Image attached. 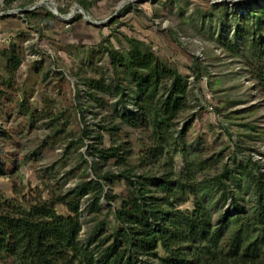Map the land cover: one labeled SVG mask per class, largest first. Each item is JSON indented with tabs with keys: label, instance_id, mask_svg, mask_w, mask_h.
Masks as SVG:
<instances>
[{
	"label": "rangeland",
	"instance_id": "374dc122",
	"mask_svg": "<svg viewBox=\"0 0 264 264\" xmlns=\"http://www.w3.org/2000/svg\"><path fill=\"white\" fill-rule=\"evenodd\" d=\"M43 1L0 0L4 201L24 209L86 180L101 181V214L88 210L93 192L81 201L80 240L85 242L98 220L106 219V234L116 232L114 212L132 186L126 178L110 184L100 176L129 168L136 175H161L171 169L174 154L176 173L188 163L196 168L205 163L197 180L204 183L200 196L215 225L234 206L235 198L250 212L255 203L251 178L236 176L240 165H248L252 175L264 176V91L234 48L247 46L248 33L258 39L262 34L264 40V12H260L264 0ZM250 9L259 13V32ZM127 37L144 40L188 80L187 107L176 120L175 144L161 158H150V130L120 117L124 103L114 87L118 76L106 49L128 50ZM9 51L22 59L15 70L8 67ZM92 81L109 88H97ZM135 90L131 85V99L125 98V108L133 112ZM178 130L185 131L182 137ZM120 144L121 153L131 151L120 162H104L94 154L93 147ZM226 169L236 175L222 178L228 184L227 199L222 198L217 179ZM194 201L189 196L179 207L192 210ZM56 210L70 213L64 204H57ZM159 253L165 255L162 248ZM3 264L17 263L8 259Z\"/></svg>",
	"mask_w": 264,
	"mask_h": 264
},
{
	"label": "trees",
	"instance_id": "16d2710c",
	"mask_svg": "<svg viewBox=\"0 0 264 264\" xmlns=\"http://www.w3.org/2000/svg\"><path fill=\"white\" fill-rule=\"evenodd\" d=\"M249 12L259 32V13L251 9ZM261 35L258 39L254 34H245L247 46L238 45L234 52L242 55L252 78L264 91V40ZM127 42L126 51L106 49L118 76L114 87L120 102L124 103L120 117L131 126L147 127L153 142L150 158H161L175 144L176 120L187 107L188 80L144 40L127 37ZM21 62L20 55L9 51L8 67L15 70ZM90 83L97 88H109L98 81ZM131 85L136 86L138 96L134 112L125 108L131 99ZM177 132V136L182 137L185 131ZM122 149L121 144L93 147L94 154L104 162L124 160V154L131 151L126 149L121 153ZM170 159L171 169L164 170L161 175H136L133 168H129L117 175L100 176L110 184L126 178L132 186L114 212L119 223L116 232L106 234V219L98 220L85 242L80 240L81 201L93 192L88 210L101 214L104 190L101 181L86 180L67 193L24 209L8 205L0 191V264L8 259L17 264H156L157 260L158 264H264L263 173L252 175L248 165H240L239 176L229 169L218 176L225 199L229 196L228 184L222 178H251L255 203L248 212L232 197L234 206L215 225L211 209L200 196L204 183L197 180V172L205 163L198 168L188 163L176 173L174 154ZM189 196L195 197L194 208H180ZM115 198L117 196L110 200ZM57 204L66 205L70 213L59 214ZM159 248L163 249L164 256L160 255Z\"/></svg>",
	"mask_w": 264,
	"mask_h": 264
},
{
	"label": "bare ground",
	"instance_id": "6f19581e",
	"mask_svg": "<svg viewBox=\"0 0 264 264\" xmlns=\"http://www.w3.org/2000/svg\"><path fill=\"white\" fill-rule=\"evenodd\" d=\"M44 1L42 0V3H43ZM51 5H54L52 2L50 3Z\"/></svg>",
	"mask_w": 264,
	"mask_h": 264
},
{
	"label": "water",
	"instance_id": "95a60500",
	"mask_svg": "<svg viewBox=\"0 0 264 264\" xmlns=\"http://www.w3.org/2000/svg\"><path fill=\"white\" fill-rule=\"evenodd\" d=\"M87 17V15H85ZM88 18V17H87Z\"/></svg>",
	"mask_w": 264,
	"mask_h": 264
}]
</instances>
